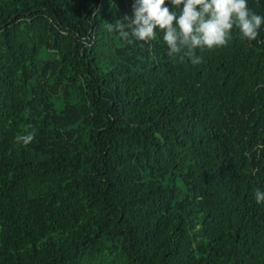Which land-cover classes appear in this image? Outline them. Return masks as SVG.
I'll list each match as a JSON object with an SVG mask.
<instances>
[{"label": "trees", "instance_id": "1", "mask_svg": "<svg viewBox=\"0 0 264 264\" xmlns=\"http://www.w3.org/2000/svg\"><path fill=\"white\" fill-rule=\"evenodd\" d=\"M132 3L0 0V264H264V24L193 66Z\"/></svg>", "mask_w": 264, "mask_h": 264}, {"label": "clouds", "instance_id": "2", "mask_svg": "<svg viewBox=\"0 0 264 264\" xmlns=\"http://www.w3.org/2000/svg\"><path fill=\"white\" fill-rule=\"evenodd\" d=\"M173 8H178L179 13ZM262 24L264 16L253 12L247 0H133L132 16L114 24L106 23V27L129 45L150 44L159 30L163 32L170 58H188L196 66L203 63V58L196 55L197 49L226 47L234 27L239 29L242 39L255 41ZM33 140L32 132L15 137L16 143L24 146ZM254 199L258 205L264 204V191H256Z\"/></svg>", "mask_w": 264, "mask_h": 264}]
</instances>
